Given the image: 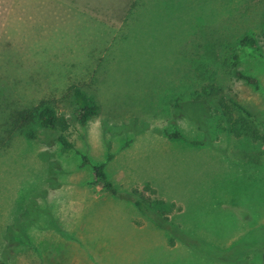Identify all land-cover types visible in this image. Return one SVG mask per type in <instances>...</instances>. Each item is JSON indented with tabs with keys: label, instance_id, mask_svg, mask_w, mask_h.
I'll return each instance as SVG.
<instances>
[{
	"label": "rangeland",
	"instance_id": "obj_1",
	"mask_svg": "<svg viewBox=\"0 0 264 264\" xmlns=\"http://www.w3.org/2000/svg\"><path fill=\"white\" fill-rule=\"evenodd\" d=\"M204 27L222 35L196 52ZM246 35L261 57L244 48L237 70L257 87L230 69ZM263 36L264 0H0V264H224L169 246L167 232L97 184L92 166L108 155L118 191L149 186L192 238L221 252L247 245L229 264H264V141L235 137L213 111L203 132L172 108L202 96L195 80L206 73L232 121L238 103L263 136ZM74 87L99 105L85 124ZM43 106L64 118L54 132L39 126ZM19 112L32 121L15 126ZM174 131L186 141L166 135Z\"/></svg>",
	"mask_w": 264,
	"mask_h": 264
},
{
	"label": "trees",
	"instance_id": "obj_2",
	"mask_svg": "<svg viewBox=\"0 0 264 264\" xmlns=\"http://www.w3.org/2000/svg\"><path fill=\"white\" fill-rule=\"evenodd\" d=\"M134 5L130 7V9H132ZM219 28L222 27L220 26ZM221 35L222 32L220 31H212L209 28L204 27L195 34L196 40L193 37L192 42L196 41V43L192 45L195 47L196 52H199L200 50L209 52L211 51V48L214 49V44L215 42H217ZM244 48L250 50L252 53L257 54L258 57H261L260 46L257 38L253 35L243 36L238 40L237 52L228 55L230 61V69L232 71V75L235 78L244 81L248 85L257 87L258 83L254 77L244 75L237 70V65L240 61L239 52L242 51ZM226 52L227 51H225V53ZM205 75L206 73H204V75L199 74L198 76H196L195 80V82H205V86H203L204 89L202 90V96H197L191 102H173L172 108L175 114L186 116L192 119L196 123L198 128L201 131L205 132V129L207 128V114L208 112L213 111L216 114H221V116L224 118L227 117L226 120H224V122L228 125L226 130L232 133L235 137H240L249 134L251 135L252 133L253 140L264 141V135L259 136L250 128V124L248 122L251 123V121L253 120L252 113H250L247 109H245L238 103H233L232 106L238 112L239 117L237 120L232 121L230 113L228 115L226 112H229V109L224 103V97L221 94L222 90L215 89L214 85L211 84V82L207 81ZM72 95L74 98L75 105L77 107L78 120L81 124H85L87 120L97 116L99 111V105L92 97L86 96L79 88L75 87L73 88ZM32 116V112H19L15 116L14 125H26L30 121H32ZM37 120L39 126L45 133L54 132L56 127L62 125V123L64 122V118L61 116L59 118L56 117L53 110L48 106H43L39 108V111L37 112ZM166 135L171 139L184 140V138L177 131H174L171 134L166 133ZM43 136L34 131H28L25 134L27 140L35 143L44 142L46 136ZM57 141L65 149L72 148L69 142H67L66 139L62 136H58ZM190 143L194 146L205 145V142L203 141H193ZM111 159L112 156L108 155L106 162H109ZM81 160L83 165L88 164L86 157L83 156ZM106 162L92 166V172L94 175L95 182L117 199H123L127 202L132 203L140 213L151 219L158 228L167 232L169 236V246H173L175 241H179L185 246L191 248L196 254L202 255L205 259L207 258L209 260L224 264H229L232 262L234 263L239 258H241V256H243L246 251H248V249H246L247 245L243 246V243L233 247V250H231L230 252L216 251L214 248L207 245L205 242L198 241L192 238L191 235L183 231L178 225L175 226L169 222V219L172 214H175L174 212L178 211V209L174 211L172 208L170 209L168 206H166L164 201L157 198L153 189L149 186L143 187L142 190L135 188L129 192L118 191L115 185L110 182L105 173ZM146 192L148 194H145ZM260 234H262L261 240L264 239V230H262Z\"/></svg>",
	"mask_w": 264,
	"mask_h": 264
}]
</instances>
